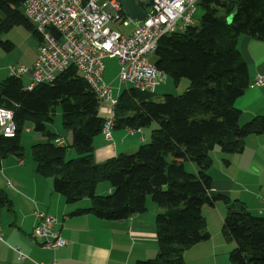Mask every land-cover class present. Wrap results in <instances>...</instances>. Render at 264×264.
I'll list each match as a JSON object with an SVG mask.
<instances>
[{
    "label": "trees",
    "instance_id": "1",
    "mask_svg": "<svg viewBox=\"0 0 264 264\" xmlns=\"http://www.w3.org/2000/svg\"><path fill=\"white\" fill-rule=\"evenodd\" d=\"M25 1L0 0V47L6 52L15 44L2 34L15 26L23 25L39 38L23 11ZM198 5L203 10L199 22L163 36L154 56L165 76L176 84L188 78L189 87L178 95L165 94L162 101L153 99L154 92L132 86L117 96L114 128L139 130L155 122L149 142L97 163L94 138L105 125L103 104L78 69L70 66L33 89L9 72L0 80V107L14 112L17 130L10 137L0 133V165L11 154L23 158L21 133L30 122L46 136L32 145L36 171L52 177L54 190L68 203L90 199L89 207L72 214L123 220L145 212L148 198L159 205L158 253L137 264H186L185 250L210 237L203 207L219 200L226 203L222 232L236 242L231 263L264 264V216L212 191L209 174L215 147L227 154L240 152L245 137L264 133V115L240 124L236 105L251 82L238 38L246 34L264 40V0H200ZM57 106L64 128L72 133L70 144H59L60 136L47 127ZM191 164L196 170L187 169ZM101 181L110 183L109 193H97ZM4 207L11 208L12 202L0 187V213Z\"/></svg>",
    "mask_w": 264,
    "mask_h": 264
},
{
    "label": "crops",
    "instance_id": "2",
    "mask_svg": "<svg viewBox=\"0 0 264 264\" xmlns=\"http://www.w3.org/2000/svg\"><path fill=\"white\" fill-rule=\"evenodd\" d=\"M131 23L132 20L128 26L116 23L129 29L127 31L116 29L129 34L136 27L135 22L134 26ZM38 44L39 38L37 47ZM238 47L251 81L258 76L264 77V40L242 34L238 38ZM0 57H3L1 52ZM5 66L0 60V77L9 70V67L5 70ZM236 105L241 110L240 124L264 115V84L252 85L250 82ZM108 113L109 105L102 106L101 116L106 118ZM151 129L153 124L135 132L113 127L111 140L102 131L94 138L95 161L102 163L136 149L138 144L148 142ZM62 140L64 144L71 143ZM210 153L212 191L224 194L232 201H241L252 214L264 216V133L245 137L240 152L227 154L215 147ZM190 167L196 170L195 165ZM105 185L102 191L98 189L99 193L112 190L110 183ZM0 187L12 202L11 208L4 207L0 213V264H137L139 260L155 258L158 253L156 216L161 208L152 200L148 199L145 212L123 220L102 219L92 213L74 215L76 209L89 207L90 199L68 203L63 194L54 190L53 178L36 171L33 159L14 154L1 161ZM39 213L54 218V228L67 240L66 246L45 247L43 239L36 237L34 229L41 221ZM202 213L210 237L185 250L186 264H232L230 253L236 242L222 232L226 203L219 200L214 205H205ZM16 249L26 258L21 259Z\"/></svg>",
    "mask_w": 264,
    "mask_h": 264
},
{
    "label": "built area",
    "instance_id": "3",
    "mask_svg": "<svg viewBox=\"0 0 264 264\" xmlns=\"http://www.w3.org/2000/svg\"><path fill=\"white\" fill-rule=\"evenodd\" d=\"M199 2L152 0L146 17L136 22L129 34H124L108 25L110 21L123 26L131 22L123 14L119 0H26L23 11L39 34L37 56L31 66L15 68L11 65L9 72L28 76L29 82L25 86L33 89L39 83L53 81L70 66L76 67L100 98L102 106L110 102L102 131L111 140L117 97L113 87L104 81V59L118 57L121 82L139 90L155 92L165 78L154 62L159 41L165 35L183 31L194 24ZM251 84L263 85L264 77L258 76ZM16 130L14 112L0 107V133L10 137ZM57 142L62 144V138ZM39 215L41 221L34 234L43 239L42 244L52 249L66 246L67 240L54 228V218L45 213ZM16 250L21 259L26 258L19 249Z\"/></svg>",
    "mask_w": 264,
    "mask_h": 264
},
{
    "label": "rangeland",
    "instance_id": "4",
    "mask_svg": "<svg viewBox=\"0 0 264 264\" xmlns=\"http://www.w3.org/2000/svg\"><path fill=\"white\" fill-rule=\"evenodd\" d=\"M203 10L198 5L196 8V12L194 15V23L199 22V18L202 16ZM111 27L118 28L120 30L127 31L129 29H126V27H123L121 24H116L114 21H110L108 24ZM131 26H134V22L131 23ZM3 39H9L12 41L15 46L13 50L6 52L0 47V52L3 57H0V60H3V63H5V70L9 66H13L15 68L20 67L21 65H27L31 66L34 62L35 57L37 56V43H38V37L33 32V30H30L26 28L23 25L15 26L13 29H11L9 32H6L2 34ZM36 55V56H35ZM104 65H105V71H104V81L108 84H110L114 89V96L117 97L123 89L130 86L128 83L121 82L119 78V72L121 69L119 59L118 57H110L107 56L104 59ZM9 70L5 71V76H1L0 80L5 78L7 75H9ZM23 81L26 84L29 82V77L24 75ZM189 79L188 78H182L178 84L175 83L174 79L172 77L165 76L164 80L157 86L155 89V92L153 94V99L155 101H162L165 94L171 93V94H181L183 93L188 87H189ZM108 105H110V102H107ZM53 120L47 124L48 129L51 131L57 133L60 137L64 138L66 142L72 141V133L69 130H66L63 126L62 121V113L60 106H57L56 111L52 115ZM156 126V123H153V127ZM40 138V140H37ZM46 140V136H44L43 133L35 131L33 129V126L30 122H27L24 125V129L21 133V145L24 149V156H27L28 158L33 159L32 156V145L37 142H42ZM150 140V139H149ZM148 140V142H149ZM141 144H138L136 147L140 146ZM189 171L191 170V167L188 166L187 168ZM108 184V181H101L98 184L97 187V193H99V190L105 185ZM106 186V185H105ZM102 191V190H101ZM107 191V190H104ZM107 192H104V194ZM151 200V198H148Z\"/></svg>",
    "mask_w": 264,
    "mask_h": 264
},
{
    "label": "water",
    "instance_id": "5",
    "mask_svg": "<svg viewBox=\"0 0 264 264\" xmlns=\"http://www.w3.org/2000/svg\"><path fill=\"white\" fill-rule=\"evenodd\" d=\"M119 2L126 16L135 23L146 17V8L151 5V0H119Z\"/></svg>",
    "mask_w": 264,
    "mask_h": 264
}]
</instances>
